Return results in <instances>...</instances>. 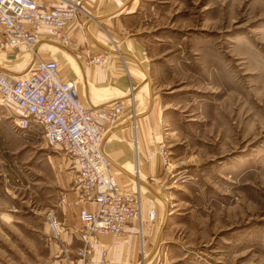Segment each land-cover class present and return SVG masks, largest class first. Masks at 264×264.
I'll list each match as a JSON object with an SVG mask.
<instances>
[{"label": "rangeland", "instance_id": "obj_1", "mask_svg": "<svg viewBox=\"0 0 264 264\" xmlns=\"http://www.w3.org/2000/svg\"><path fill=\"white\" fill-rule=\"evenodd\" d=\"M125 9L120 34L142 43L147 60L131 61L119 125L107 135H124L152 170L141 173L142 222L114 243L102 236L112 259L264 264V0H130ZM50 41L40 55L64 54L66 73L72 46ZM18 55L0 67L22 75L32 53ZM10 111L0 107V264H79L77 163L16 129ZM114 174L122 183L124 171Z\"/></svg>", "mask_w": 264, "mask_h": 264}, {"label": "built area", "instance_id": "obj_2", "mask_svg": "<svg viewBox=\"0 0 264 264\" xmlns=\"http://www.w3.org/2000/svg\"><path fill=\"white\" fill-rule=\"evenodd\" d=\"M85 0H0V55L17 59L22 48L32 53L31 64L22 75L0 69V107H15L16 129L59 147L77 163L73 206L80 223L76 253L79 264H110L109 247L120 239L136 220L142 222L143 193L140 185L123 189L112 170V162L103 149L106 135L118 125L121 101L88 106L81 98L75 79L64 77L55 58H43L37 49L43 39L56 38L64 45L76 41L67 32L86 13ZM81 26V23L77 24ZM94 63L105 57L91 56ZM136 173H140L139 157ZM148 218L156 221L158 211L150 205ZM53 224H57L55 219Z\"/></svg>", "mask_w": 264, "mask_h": 264}, {"label": "crops", "instance_id": "obj_3", "mask_svg": "<svg viewBox=\"0 0 264 264\" xmlns=\"http://www.w3.org/2000/svg\"><path fill=\"white\" fill-rule=\"evenodd\" d=\"M129 1L130 0H91L89 1L90 6L84 5L89 17L86 18L84 13L81 14L79 19L81 26H77V24H79L77 21L75 24H71L67 29V32H69L70 36L76 41V44L70 48V54L72 56L71 61L68 63L70 70H67L66 74L61 66V71L66 78L75 79L77 82L80 81L81 78L83 79V81L81 79V86L80 82L78 83L81 87L80 92H85V97L83 95L84 101L89 103L88 105L90 106L103 105L120 99V97L124 95L121 93H124L127 85L131 83L130 64L133 61L139 62L141 65L146 63L147 56L144 45L132 41L131 39H124L120 34L121 28L124 26L121 15L125 14L126 3ZM45 3L47 6L51 5L49 0H45ZM119 38H122V48L119 47ZM52 39L53 38L44 40L40 47L42 49L45 46L54 47L55 44L50 41ZM112 47L119 51L120 60L118 57L116 58L118 54L113 53L114 49H112ZM39 51H41V49ZM93 55L105 57V64L101 65L103 63L96 64L92 62L91 56ZM55 56H57L55 59L59 62L62 61L63 57L65 60H68L64 54L56 53ZM17 57H19V55ZM120 63H122V65ZM141 72L143 74L142 77L145 78V72L143 70H141ZM123 114H125L126 118V112H123ZM125 120L126 119H123L122 121ZM126 130H128L130 134V128L127 127ZM137 139H139V136ZM103 149L111 159L113 173L114 169L124 171V176L120 177L122 183L117 179L123 188L132 190L138 186V183L141 186L140 179L133 169L137 164V157L140 158V156L137 153L135 154L130 142L128 139H125L124 135H118V132L107 135L103 143ZM140 166H142L141 163ZM141 169L142 172L145 170L146 173H148L152 170L151 163H147L145 169L143 166ZM149 176V174L145 176L148 184L149 181V185L154 184L151 180H148L150 178ZM131 231L132 228L125 229L127 233ZM117 261L115 257H113V259L111 257V264H118Z\"/></svg>", "mask_w": 264, "mask_h": 264}, {"label": "bare ground", "instance_id": "obj_4", "mask_svg": "<svg viewBox=\"0 0 264 264\" xmlns=\"http://www.w3.org/2000/svg\"><path fill=\"white\" fill-rule=\"evenodd\" d=\"M44 41V39L40 42V43H38V45H37V49H41V47H40V45H41V43ZM3 56L4 55H0V61L3 59ZM14 60V59H13ZM0 69H4L5 70V68H2V67H0ZM28 70V68L25 70V71H27ZM5 71H7V72H10L11 74H16L17 76H18V74L17 73H15V72H13L12 70H8V69H6ZM120 99H118V100H114V101H119ZM113 101V102H114ZM93 106H97V105H93ZM132 121H134V120H132ZM133 123V122H132ZM133 127H134V132L136 133V135H138V130H137V128H138V125H137V123L134 121V124H133ZM137 138V137H136ZM134 143V142H133ZM137 143H138V140H136L135 141V143L134 144H136L137 145ZM136 147V146H135ZM134 147V148H135ZM137 147L139 148V146L137 145ZM137 152V151H136ZM136 154V153H135ZM136 156V155H135ZM137 159H138V157H137ZM121 167V166H120ZM136 168V167H135ZM141 173H142V169H140V173L137 175L138 177H139V179H140V182H141ZM138 179V178H137ZM139 181V180H138ZM143 228H141L140 230H142ZM55 230H56V232L58 231V229H57V226H55ZM143 245H144V243H143ZM145 258H146V256H145ZM146 262V261H145Z\"/></svg>", "mask_w": 264, "mask_h": 264}]
</instances>
